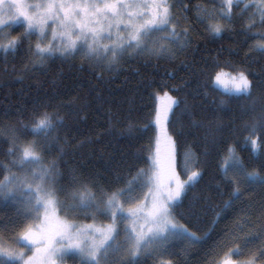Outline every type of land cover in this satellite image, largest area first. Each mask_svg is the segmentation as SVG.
I'll return each mask as SVG.
<instances>
[{
    "label": "snow or ice",
    "instance_id": "snow-or-ice-1",
    "mask_svg": "<svg viewBox=\"0 0 264 264\" xmlns=\"http://www.w3.org/2000/svg\"><path fill=\"white\" fill-rule=\"evenodd\" d=\"M242 2L244 7L238 15L248 8L255 9L244 28L250 31L258 24L264 27V0H223L219 10L213 4L210 12L196 5V19L200 23L206 18L217 17L224 21V24L206 26L211 36H220L226 30V25L233 23V7H238ZM176 8L180 13H186L189 5L184 0H36L33 3L28 0H0V50L5 54L15 53L27 41L26 55L33 66L43 65L57 54L69 57L80 52L96 64H106L109 70H114L125 55L174 59L191 43V27L179 29L180 19L186 20L187 17L174 13ZM202 12L207 15H202ZM18 24L24 30L13 36L11 29ZM256 35L260 36V40L254 50L264 53V32ZM33 36L35 43L32 42ZM213 67L214 75L208 73L209 78L215 87L223 89L224 94L246 98L252 96L253 82L245 70L236 68L228 61L216 62ZM162 87L166 88L167 85ZM151 95L155 101L153 118L150 123L137 128L138 133L149 131L153 125L155 128L154 139L150 140V154L145 161L147 167L139 168L136 176L123 187L109 185L93 192L89 189V178L83 175L77 177L76 169L70 170L72 176L67 184H62L60 181L64 177L56 162L45 165L42 155L48 150L45 144L55 148L60 141L59 135L53 136L52 133L62 125V118L58 113L34 108L30 129L22 120L17 121L18 127L10 130L8 148L4 153L6 157L16 159L6 164L0 162V173H3L0 198L5 202H15L16 193L23 186L27 198L21 201L23 207L18 208L16 214L23 215L30 222L16 237L17 247L6 244L4 237L0 236V257L3 258L0 264H63L69 253L78 255L81 264H107L110 253L121 250L125 252L126 259H122L120 264H141L142 256L151 258L154 264H175L171 258H166L170 256L169 248L174 241L186 240L195 245L202 244L208 238L209 233L198 236L196 231L189 228L193 220L198 221L202 214H206L208 197L193 196L187 206L188 220L184 223L180 222L184 220V214L176 211L183 204L188 191L202 177V172L190 157L184 163L183 175L187 178L182 179V174L177 171V152L169 126L179 101L169 91H163L162 95L156 91ZM257 128L264 131V108L251 131L255 132ZM25 134L36 137L43 134V140H27L21 144L20 137ZM251 146L253 151L257 150L259 140L252 139ZM228 152L229 156L220 168L224 180L233 188L229 199L216 211L217 220L224 218L229 209L235 211L236 202H242L250 181L259 179L264 184V177L244 170V165L236 158L232 148ZM64 154L61 149L60 158ZM135 158L142 159L139 156ZM25 166L33 167L23 175L13 171V168L24 169ZM132 167L135 165H129V171ZM229 169L232 170L231 176ZM121 182V178L117 177L115 183ZM242 183L246 185L243 189L240 187ZM92 187H95L94 183ZM242 211L247 212L246 209ZM81 216L85 219L91 216L93 223H77ZM98 216L107 219L108 223L97 224ZM260 219L264 220V203ZM236 227L243 231L244 225L238 222ZM121 232L124 239L118 243ZM225 236L234 237L235 231L226 228ZM256 240L261 243L247 259L237 261L231 258L232 255L242 254V250ZM206 255L210 257L208 264H264V223L256 231L248 232L242 243L229 249L224 258L215 260L211 252Z\"/></svg>",
    "mask_w": 264,
    "mask_h": 264
},
{
    "label": "trees",
    "instance_id": "trees-1",
    "mask_svg": "<svg viewBox=\"0 0 264 264\" xmlns=\"http://www.w3.org/2000/svg\"><path fill=\"white\" fill-rule=\"evenodd\" d=\"M184 2L189 5V10L185 13L187 19H180L179 29L191 27V43L174 59L125 55L114 70H109L106 64H96L80 52L69 57L55 55L43 65L33 66L26 55L27 41L15 53L5 54L0 50V162L6 164L16 159L4 155L10 130L18 127V120L28 124L30 129L31 113L36 108L37 111L58 113L63 120L58 130L52 133L53 136L58 134L60 141L55 148L45 144L48 150L42 153L45 165L56 162L64 177L60 181L62 184H67L72 176L70 170L76 169L77 177L89 178V189L93 192L109 185L123 187L136 176L139 168L147 167L145 161L155 128L153 125L144 133H138L137 128H142L153 118L155 101L151 94L169 91L179 101L169 126L177 152V171L182 174V179L187 178L183 175L184 163L190 157L202 172L199 182L188 191L176 211L184 214V220H180L184 223L188 220L187 206L193 196L208 197L206 214H202L198 221L193 220L189 228L198 236L206 232L209 236L188 251L184 240L174 241L169 248L170 256L166 258H171L175 264H208L210 257L206 253H213L212 258L219 260L229 249L241 244L248 232L256 231L264 223L260 219L264 184L259 179L249 182L248 191L241 198L242 202H236L235 211L229 209L227 215L218 220L215 215L229 199L233 188L224 180L220 168L229 156V148L234 150L246 172L264 177V131L259 128L251 131L264 108V53L255 51L251 43L260 39L256 34L264 32V27L258 24L250 31L244 28L255 9L248 8L238 15L244 7L242 2L232 9L233 23L226 25L220 36L214 37L206 31L203 23L197 21L195 6L204 3L218 8L223 0ZM173 11L184 16L179 8ZM21 32V26L13 30L14 36ZM32 42L35 43L34 36ZM225 61L246 71L253 82L251 97L230 96L213 85L208 73L214 75V64ZM165 84L167 87H162ZM33 139L42 141L43 134L40 137L25 134L19 142L22 144ZM252 139L260 142L255 151L251 146ZM61 149L65 153L62 158L59 156ZM137 156L142 159L137 160ZM129 165L135 167L129 171ZM21 170L13 168L17 174ZM117 177L122 181L119 184L115 183ZM2 178L3 173H0ZM93 183L95 187H92ZM240 187L243 189L246 185L242 183ZM16 213L17 208L13 204L0 201V236L15 246L16 236L28 220ZM177 219H180L179 215ZM77 221L93 222L91 216L87 219L81 216ZM96 221L105 222L107 219L98 216ZM238 222L244 225L243 231L237 229ZM226 228L235 231V236L226 237ZM123 239L121 233L117 242H123ZM260 243L256 240L244 248L242 254L234 256L248 258ZM122 259H126L123 250L110 253L107 264H120ZM63 264H81V258L69 254ZM141 264L154 262L142 256Z\"/></svg>",
    "mask_w": 264,
    "mask_h": 264
},
{
    "label": "rangeland",
    "instance_id": "rangeland-1",
    "mask_svg": "<svg viewBox=\"0 0 264 264\" xmlns=\"http://www.w3.org/2000/svg\"><path fill=\"white\" fill-rule=\"evenodd\" d=\"M28 2L29 3H33V2H36V0H28ZM196 5H201L204 9H207L208 10V12H210L211 10H212V6H209V5H207V4H204V3H198V4H196ZM216 9L217 10H219V7L217 8L216 7ZM195 17L197 16V12H196V7H195ZM184 16H185V13H182ZM202 15H207L206 13H204V12H202L201 13ZM258 17V16H257ZM215 23H221V24H224L225 22L224 21H222V20H220L218 17L216 18V19H205L204 20V22H203V24H204V26L206 27V26H208V25H210V24H215ZM17 26H21L22 27V25L21 24H18V25H13V27H12V29H11V34L14 36V34H13V30L15 29V27H17ZM179 28H180V26H179ZM182 29V28H181ZM22 30H24L23 29V27H22ZM179 30V29H178ZM35 37V36H34ZM48 37H49V39L51 38V29H49L48 30ZM260 39H255V40H253L252 41V43H251V46L254 48V46L256 45V43L259 41ZM108 41H105V43H107ZM45 43H47V41H45ZM57 55H59V54H57ZM162 95V94H161ZM151 150V149H150ZM229 153V152H228ZM149 154H150V151H149ZM149 154H148V156H149ZM237 158V157H236ZM225 162V161H224ZM28 168H30V167H26L25 166V168L24 169H22L21 171H20V173L18 174V175H23V174H25V172L28 170ZM229 175H232V170L231 169H229ZM182 178V177H181ZM256 182V181H255ZM35 187V185H33V188ZM16 196H17V200L15 201V202H13V201H8V203H10V204H13L17 209L18 208H22L23 207V205L21 204V201L22 200H24V199H26L27 198V194L25 193V191H24V188H23V186L21 187V190L20 191H18L17 193H16ZM0 201H2V202H5L2 198H0ZM30 221H28V220H26V224L27 223H29ZM97 224H101V223H103V224H107L108 223V220L107 221H105V222H102V221H95ZM77 223H81V224H88V223H93V222H80V221H77ZM121 229H123V225H121ZM122 234H123V232H121ZM17 237V236H16ZM184 242H185V247H187L186 248V250L188 251L189 250V248L191 247V246H193V245H191L188 241H186V240H184ZM5 243L6 244H10L12 247H17V246H15L12 242H6L5 241ZM196 245V244H195ZM31 253H29V255H30ZM69 254H72V253H69ZM68 254V255H69ZM78 256V255H77ZM224 256H225V254L224 255H222L220 258H219V260L220 259H222V258H224ZM233 260H237V261H242V260H245V259H247V258H237L236 256H234V255H232V257H231Z\"/></svg>",
    "mask_w": 264,
    "mask_h": 264
}]
</instances>
